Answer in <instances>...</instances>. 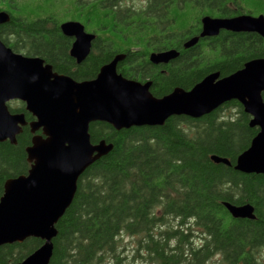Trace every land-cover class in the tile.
Masks as SVG:
<instances>
[{"label": "trees", "instance_id": "trees-1", "mask_svg": "<svg viewBox=\"0 0 264 264\" xmlns=\"http://www.w3.org/2000/svg\"><path fill=\"white\" fill-rule=\"evenodd\" d=\"M122 1L0 0V10L9 14L0 25V38L15 52L39 56L75 79L94 77L118 54L124 64L131 63L134 74L150 49L174 47L179 55L164 66L165 72L152 75L156 97L175 87L189 90L209 73L229 75L251 59L264 58V37L254 33L222 31L203 39L202 48H184L200 3L147 0L135 8ZM214 1L204 0L205 9L224 11L229 0ZM242 4L251 7L250 0ZM262 7L264 0L257 3V9ZM66 20H78L95 34L91 52L79 65L68 55V37L60 29ZM8 107L24 113L28 123L34 119L22 101H10ZM249 119L241 103L230 100L199 118L173 115L162 125L115 129L104 121L91 122V142L104 140L112 149L79 176L74 197L55 224L49 264L118 259L123 233L137 236L146 264H264V174L234 168L258 132ZM28 123L16 143L0 141V197L7 179L30 169L26 149L33 133ZM212 155L227 158L230 165L213 161ZM224 202L251 204L254 218L233 217ZM42 244L38 237L3 244L0 264H15Z\"/></svg>", "mask_w": 264, "mask_h": 264}, {"label": "water", "instance_id": "water-1", "mask_svg": "<svg viewBox=\"0 0 264 264\" xmlns=\"http://www.w3.org/2000/svg\"><path fill=\"white\" fill-rule=\"evenodd\" d=\"M9 14L0 10V25ZM201 36L217 34L219 29L255 30L264 35V17L241 15L233 18L202 19ZM61 31L75 37L70 54L78 62L89 53L93 33L84 30L79 21L67 20ZM196 38L184 43L193 44ZM179 51L152 52L153 63H167ZM123 55H116L102 65L96 77L77 82L54 72L39 56L15 52L0 38V141L16 143V135L28 122L24 113H12L8 102L20 100L34 117L29 122L32 137L27 147L31 162L27 174L9 178L0 197V246L38 237L43 244L15 264H49L57 234L56 222L70 205L77 181L84 170L112 149L111 143H92L89 124L104 121L115 129L142 125H162L173 115L199 118L223 103L237 100L251 118L250 126L259 128L249 147L236 158L234 168L243 173L264 174V58L244 63L235 72L221 76L209 73L191 89L175 87L156 97L149 83L127 79L116 71ZM217 163L230 165L221 156L212 155ZM223 205L235 218H254L251 204Z\"/></svg>", "mask_w": 264, "mask_h": 264}, {"label": "flooded vegetation", "instance_id": "flooded-vegetation-1", "mask_svg": "<svg viewBox=\"0 0 264 264\" xmlns=\"http://www.w3.org/2000/svg\"><path fill=\"white\" fill-rule=\"evenodd\" d=\"M147 0L144 1V4L146 3ZM193 1L195 4H199L202 5V7L198 8V11H200V13H198V15L196 16V24H192L190 25V36H189V40H193V38H196L195 41L193 42V44L189 45L188 47H185L184 44H183V47L184 48H189V47H193L194 45H198L199 48H202V44H204V42H202L203 39L207 40V39H210L212 37H215L217 36L220 32L222 31H227L229 33H254V34H257L261 37H264V35H261L259 34L257 31L255 30H248V31H243V30H240V31H231V30H227V29H219L217 34H214V35H205V36H201V32L203 31V23H202V19L204 17H211V18H233V17H237V16H241V15H249V16H252V17H258L259 15H262L264 17V8L262 7L261 9H257V3L261 0H250V6L253 7H244L243 4H242V0H229L226 4H225V10L224 11H218L216 9V11H209V7L205 9V5L207 4H203L204 0H191ZM207 3L209 4L212 0H206ZM216 2V0L214 1ZM194 4V5H195ZM144 6V5H143ZM223 9V8H222ZM73 21V20H72ZM78 21V20H77ZM85 28V27H84ZM85 31H87L86 29H84ZM62 32V31H61ZM87 32H90V31H87ZM63 33V32H62ZM64 34V33H63ZM94 34V33H93ZM65 36L68 37V46H67V53L70 57H72L74 59V63L75 65H79V63L83 60H81L80 62L77 61V59L72 56L70 54V49L72 47V44L73 42L75 41V37L72 36V35H66L64 34ZM94 38H95V34H94ZM93 38V39H94ZM93 39L91 40V44H90V49H89V53L91 52L92 50V42H93ZM186 41V42H187ZM174 47H170V48H165V49H157L156 48H152L150 49L149 51V54H148V60H139L140 57L139 56H136L138 57V62L136 63L137 67L136 69L138 70L137 73H134V74H130L132 71H133V67L131 66V63L129 62H126L125 64L122 62V59H120L118 62H117V65H116V71L118 74L122 75L123 77L127 78V79H131V80H135V81H138L140 83H149V91L153 94V89L151 87V79H152V75L153 73L158 70L159 72H165V70L163 69L165 65H167L168 63H170L172 61V59L170 61H168L167 63H153L150 61V58H149V55L152 53V52H160V51H164V50H168V49H173ZM134 52H137V51H142V53H145L146 50L145 49H141V48H134L133 49ZM88 53V54H89ZM87 54V55H88ZM93 54L95 55L96 53L93 52ZM86 55V56H87ZM122 55V54H121ZM85 56V58H86ZM84 58V59H85ZM44 60V59H43ZM137 61V60H136ZM45 62V61H44ZM107 63V62H106ZM105 63V64H106ZM150 63V64H149ZM47 64V63H46ZM104 65V64H103ZM52 66V65H51ZM75 68V66H74ZM74 68L72 70H74ZM53 69V67H52ZM100 70V69H99ZM54 72H56L54 69H53ZM99 72V71H98ZM97 72V73H98ZM58 73V72H57ZM96 73V75H97ZM59 74H63V75H67V74H64V73H59ZM96 75L92 78H80V79H75L74 77L70 76V75H67L69 77H71L73 80L77 81V82H81V81H85V80H90V79H93L96 77ZM244 110V109H243ZM245 112V111H244ZM246 113V112H245ZM248 114V113H247ZM249 115V114H248ZM249 118H251V116L249 115ZM250 121V119H249ZM29 124V123H28ZM250 126V125H249ZM250 127H257V126H250ZM258 128V127H257ZM259 130V128H258ZM35 134H41V129L37 130L36 132L33 133V135Z\"/></svg>", "mask_w": 264, "mask_h": 264}, {"label": "rangeland", "instance_id": "rangeland-1", "mask_svg": "<svg viewBox=\"0 0 264 264\" xmlns=\"http://www.w3.org/2000/svg\"><path fill=\"white\" fill-rule=\"evenodd\" d=\"M145 0H123L121 3L124 6H133L135 8H141L144 5ZM197 242L199 238H196ZM118 259L114 256H109L105 259V263L102 264H146L143 258L145 254L144 249L138 245L137 236L127 233L121 234L117 247ZM264 261V255L262 257Z\"/></svg>", "mask_w": 264, "mask_h": 264}, {"label": "bare ground", "instance_id": "bare-ground-1", "mask_svg": "<svg viewBox=\"0 0 264 264\" xmlns=\"http://www.w3.org/2000/svg\"><path fill=\"white\" fill-rule=\"evenodd\" d=\"M252 60V59H251Z\"/></svg>", "mask_w": 264, "mask_h": 264}]
</instances>
